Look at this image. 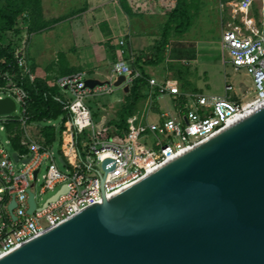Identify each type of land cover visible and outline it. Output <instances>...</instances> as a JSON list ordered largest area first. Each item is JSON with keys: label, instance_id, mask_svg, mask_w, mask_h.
I'll return each mask as SVG.
<instances>
[{"label": "built area", "instance_id": "obj_1", "mask_svg": "<svg viewBox=\"0 0 264 264\" xmlns=\"http://www.w3.org/2000/svg\"><path fill=\"white\" fill-rule=\"evenodd\" d=\"M220 7L227 9L226 21L220 29V51L233 72L242 71L250 78L251 93H242L239 87L235 90L225 80L223 94L219 96L182 92L175 84L149 77L142 111L127 117L126 130L121 135L101 139L103 130L92 127L90 138L85 143L77 142L75 135L88 125L85 100L111 93L112 83L119 76L126 84L140 77L131 65L123 40H118L116 60L100 85L85 87L87 77L80 71L55 79L53 86L70 97L62 96L61 111L67 120L62 123L64 130L60 133L66 132L70 137L66 147L72 160L61 150L60 136L59 160L69 173H58L49 165L45 168L43 188L58 185L57 192L64 186L65 192L44 206H37L33 197L34 208L29 214L30 186L37 180L41 164L52 158L50 144L35 140L26 129L30 119L28 95L14 79L18 76L31 82L34 77L23 57L14 55L17 74L10 70L0 73L6 82V86H0V93L14 104L13 111L0 115V132L10 146L6 152L0 145V257L84 208L99 204L102 198L109 199L264 106V0H231ZM178 98L182 101L178 102ZM164 100L168 106L159 109L158 104ZM105 160L108 162L104 168L112 166L106 173L102 169ZM11 203L13 207L9 210Z\"/></svg>", "mask_w": 264, "mask_h": 264}, {"label": "water", "instance_id": "obj_2", "mask_svg": "<svg viewBox=\"0 0 264 264\" xmlns=\"http://www.w3.org/2000/svg\"><path fill=\"white\" fill-rule=\"evenodd\" d=\"M112 86L127 92L121 76ZM13 109L9 97L0 98V115ZM107 162L104 173L112 170ZM33 208L29 193L27 213ZM0 264H264V106Z\"/></svg>", "mask_w": 264, "mask_h": 264}, {"label": "rangeland", "instance_id": "obj_3", "mask_svg": "<svg viewBox=\"0 0 264 264\" xmlns=\"http://www.w3.org/2000/svg\"><path fill=\"white\" fill-rule=\"evenodd\" d=\"M186 1L191 16L187 31L175 34L170 24L166 37L161 38L167 14L177 5L175 0H126L128 6H136L138 11L131 16L121 10L118 0H39L40 10L21 14L11 31L0 34V45H8L13 55H21L33 77L44 80L50 87L58 76L74 71L104 81L116 60L118 38L131 42L132 37L139 45L132 54L128 51L130 57L133 59L139 54L140 62L149 64L146 74L151 73L158 81L175 84L180 90L196 89L204 95L219 96L223 94L225 80L235 90L239 87L242 93H251L250 78L242 71L233 72L219 50L220 29L227 16V9L220 6L231 0ZM32 23L34 26H29ZM41 23L46 26L42 28ZM103 25L106 27L102 28ZM153 61L157 64L151 65ZM0 81L3 82L0 86H6L5 81L1 78ZM126 85L127 92L113 88L111 93L85 100L88 125L75 135L77 142L85 143L92 135V127L103 130L99 138H113L115 130L106 123L116 121L118 113L130 100V84ZM139 92L144 94L145 88L141 87ZM3 95L0 93V97ZM62 96L70 98L68 93ZM143 102L144 97L137 101L134 113L142 111ZM61 127L64 130L61 115L42 121L29 120L26 124L37 141L44 142L42 129L49 128L53 132L49 145L52 160L41 164L37 180L30 186L37 206L58 188V185L43 188L45 168L51 165L58 173H69L59 160ZM6 140L0 132V145L9 152Z\"/></svg>", "mask_w": 264, "mask_h": 264}, {"label": "trees", "instance_id": "obj_4", "mask_svg": "<svg viewBox=\"0 0 264 264\" xmlns=\"http://www.w3.org/2000/svg\"><path fill=\"white\" fill-rule=\"evenodd\" d=\"M121 10L128 16L136 15L138 11L136 6H128L126 0H118ZM177 5L168 14L167 19L160 32V37H166L167 31L169 30V25L173 24L172 32L175 34H183L187 31L190 25L191 16L188 13V2L186 0H175ZM39 0H0V34L11 31L15 26L16 19L23 13L30 11L38 12ZM29 26H34V23ZM42 28L46 24L41 23ZM109 49L111 47L109 46ZM130 62L138 74L139 78H135L128 90V95H130V100L124 106L123 109L118 113L117 120L107 122L106 125L113 127L116 135H121L122 132L126 130V119L131 116L136 108L137 101L144 97V94L139 92L140 88L144 87L146 90V79L149 75L143 71V67L149 65L147 62H140V55L136 54L132 59L130 56ZM151 65L157 64V62H150ZM13 71L17 74L16 67L14 65V55L12 50L8 45H0V73L4 71ZM75 72V71H74ZM74 72H69L74 73ZM65 75V74H64ZM17 76V75H16ZM14 82L19 85L28 95V114L31 121H42L54 118L57 115H61V124L66 122V114L61 111V106L63 103V98L61 93L53 85L48 87L44 80L39 78H33L31 82L27 79L20 80L18 76L14 79ZM2 84L3 82L0 81ZM182 92H195L199 93L196 89L181 90ZM182 101L178 98V102ZM69 128V124L66 123ZM65 124V125H66ZM62 129V127H61ZM44 142L50 144L52 141V130L42 129L40 131ZM70 142V137L66 132L61 134V150L69 153L66 145Z\"/></svg>", "mask_w": 264, "mask_h": 264}, {"label": "crops", "instance_id": "obj_5", "mask_svg": "<svg viewBox=\"0 0 264 264\" xmlns=\"http://www.w3.org/2000/svg\"><path fill=\"white\" fill-rule=\"evenodd\" d=\"M106 27V25H103V27L102 28H105ZM107 32V31H106ZM118 40H120L119 38H118ZM124 44H125V47H126V49H127V51H131V54H132V51L134 50V49H136V47L139 45V42H137L135 39H133L132 37H131V42H124ZM219 50H220V47H219ZM130 54V53H129ZM147 68H149V67H147V66H144L143 67V71L145 72V73H147V71H146V69ZM149 73V72H148ZM152 75H151V73H149V77H151ZM90 78H93V79H96V78H94V77H90ZM97 80V79H96ZM105 80V79H104ZM203 94V93H202ZM168 106V102L166 101V100H164L163 102H160L159 104H158V108L159 109H163V108H165V107H167Z\"/></svg>", "mask_w": 264, "mask_h": 264}, {"label": "bare ground", "instance_id": "obj_6", "mask_svg": "<svg viewBox=\"0 0 264 264\" xmlns=\"http://www.w3.org/2000/svg\"><path fill=\"white\" fill-rule=\"evenodd\" d=\"M84 120V119H83ZM82 120V121H83ZM76 123H77V125H78V117H76ZM79 126V125H78ZM64 152H65V150H64ZM66 154H69V153H67V152H65ZM70 155V157H69V159H70V161L72 160V156H71V154H69Z\"/></svg>", "mask_w": 264, "mask_h": 264}]
</instances>
